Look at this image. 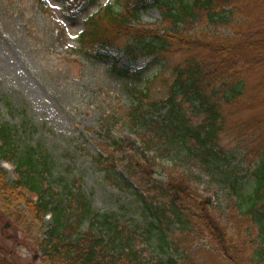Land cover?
<instances>
[{
	"label": "trees",
	"instance_id": "trees-1",
	"mask_svg": "<svg viewBox=\"0 0 264 264\" xmlns=\"http://www.w3.org/2000/svg\"><path fill=\"white\" fill-rule=\"evenodd\" d=\"M95 1L78 0L72 13L84 14ZM151 8L160 13L155 28L141 24L142 11ZM202 21L236 25L211 38L181 31ZM125 41L131 47L120 46ZM79 51L89 60L113 59L125 78L147 58L162 62L179 52L185 60L163 100L146 102L153 78L143 89L127 85L138 97L128 118L138 140L127 148L110 137L106 145L116 149L95 157L109 185L134 193L140 220L131 225L119 214H100L87 194L55 181L48 156L29 141L19 147L18 129L0 123L1 160L15 168L14 181L0 170V207L36 243L43 263L197 264L202 257L201 264H264V74L256 76L264 73V0H114L86 19ZM124 53L134 56L119 68ZM230 123L239 147L226 151L221 141ZM164 158L165 165L196 164L201 177L219 182L234 213L229 226L210 219L213 200L204 201L186 175L157 180ZM195 237L215 248L193 251Z\"/></svg>",
	"mask_w": 264,
	"mask_h": 264
},
{
	"label": "rangeland",
	"instance_id": "rangeland-1",
	"mask_svg": "<svg viewBox=\"0 0 264 264\" xmlns=\"http://www.w3.org/2000/svg\"><path fill=\"white\" fill-rule=\"evenodd\" d=\"M113 3L114 0H97L80 15L72 13L78 0H0V123L18 129L19 147L29 141L48 156L54 166L52 175L55 181L62 180L71 185L72 190L87 194L100 214H119L126 225H131L140 220L134 193L109 185L105 173L96 166L95 157L103 151L116 149L106 145L110 137L127 148L138 140V135L128 125L130 110L138 106V97L126 90L127 85H135V90L143 89L153 78L149 83L150 99L146 102L163 100L168 95L173 70L183 64L185 58L179 52L166 54L163 63L147 58L136 63L135 73L125 78L114 71L113 59L89 60L83 57L79 51V38L84 31L85 19ZM240 12L235 11L238 19L246 17L244 11ZM160 21L156 9L141 13L142 25L155 28ZM234 24L214 27L202 21L183 27L181 31L186 36L211 38L216 32L219 35L229 33ZM120 46L131 47V43L125 41ZM132 56L134 54L124 53L119 68L128 65ZM161 68L164 69L161 71ZM263 74L257 73L256 76ZM154 113L158 116V112ZM231 124H228L221 141L226 151L239 147L238 132L230 129ZM1 155L0 152V170L9 181H14L15 168L2 161ZM167 159H158L157 164L165 167L157 176L159 181L167 184L172 176L186 175L204 201L213 200L214 204L206 212L210 219L221 222L222 228L229 226L234 213L233 209H228L230 202L219 182L201 177L196 164L165 165ZM121 169L122 165L118 171ZM17 207L19 212H27L24 204H17ZM46 223H50L49 218ZM7 224L10 226L5 230ZM22 231L0 207V264H7L4 258L12 264H43L36 243L22 237ZM176 236L181 237L179 231ZM142 239L138 247L147 250ZM193 242L190 244L193 251L198 246L215 248L205 238L195 237ZM37 255L38 259L34 261ZM196 261L201 264L205 258L196 257Z\"/></svg>",
	"mask_w": 264,
	"mask_h": 264
},
{
	"label": "snow or ice",
	"instance_id": "snow-or-ice-1",
	"mask_svg": "<svg viewBox=\"0 0 264 264\" xmlns=\"http://www.w3.org/2000/svg\"><path fill=\"white\" fill-rule=\"evenodd\" d=\"M73 39H74V37H73Z\"/></svg>",
	"mask_w": 264,
	"mask_h": 264
}]
</instances>
